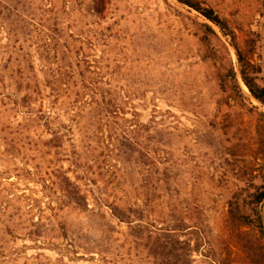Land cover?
<instances>
[{
	"label": "rangeland",
	"instance_id": "1",
	"mask_svg": "<svg viewBox=\"0 0 264 264\" xmlns=\"http://www.w3.org/2000/svg\"><path fill=\"white\" fill-rule=\"evenodd\" d=\"M199 1L229 20L243 48L246 41L254 45L252 59L258 82L264 84V0ZM204 20L178 0H110L107 18L96 33L99 45L87 54L110 65L112 93L127 102L125 120L117 121L125 126L127 138L104 128L103 146L93 143L88 148L78 130L74 139L91 173L88 189L96 190L89 195L92 206L103 192L110 204L146 207L153 201L152 208L146 207L148 216L153 210L152 220L160 212L181 219L190 211L198 218V230L177 235L190 241L192 264H264V236L254 226L232 223L228 204L234 193L249 202L254 187L264 183V105L244 84L233 47L238 78L251 104L234 102L220 92L216 66L202 60L195 35V23ZM2 39L6 43L4 31ZM5 51L0 45V264L160 263L140 241L126 236L127 224L113 220L116 232L101 241L90 232L84 214L60 210L56 176L61 167L70 168L69 162L47 147L52 137L46 118L36 120L41 105L48 113L50 98L32 101L33 115L24 107L27 88L12 79L17 68ZM32 54L38 79L44 82L38 54ZM60 115L55 126L70 125ZM162 129L170 132L166 149L172 154L174 183L168 203L159 206L154 160L163 148L158 142ZM146 147L152 161L141 154ZM167 205H174V213ZM259 210L264 223V203ZM52 236L58 239L51 241Z\"/></svg>",
	"mask_w": 264,
	"mask_h": 264
},
{
	"label": "trees",
	"instance_id": "2",
	"mask_svg": "<svg viewBox=\"0 0 264 264\" xmlns=\"http://www.w3.org/2000/svg\"><path fill=\"white\" fill-rule=\"evenodd\" d=\"M178 1L205 19L195 23V35L199 37L203 48L202 60L216 66L220 92L234 102L251 104L238 78L230 50L233 47L244 84L250 94L264 105V84L258 82L259 69L252 59L255 54L254 45L246 41L243 48L229 20L221 17L213 7L199 0ZM109 5L110 0H0V45L17 68L15 78L12 79L27 88L24 98L28 104L24 107L31 109L33 115L32 101L45 103V98H50L48 113L41 105L36 120L46 118L45 125L49 127L52 137L47 147L56 150L58 155L63 154L69 162L70 168L65 170L61 167L56 176L59 180L60 210L73 209L84 214L90 232L97 233L101 241H108L113 236L116 232L113 220H117L127 224L126 236L134 242L140 241L147 255L158 260V264H192L193 249L190 241L182 240L177 235L184 230H198V218L190 211L181 219L174 218L173 214L169 218L160 212L156 214L157 219L152 220L149 216H152L153 210L149 211L148 216L146 207L152 208L153 201L146 207L138 204H110L103 197V192L94 197L95 206L90 204L89 195L96 190L88 189L93 183L91 173L85 154L74 139V132L78 130L84 136L83 142L89 145L88 148L93 143L98 147L105 144L101 135L104 128L124 140L127 138L125 126L117 122L125 120L124 106L127 102L114 97L112 93L111 83L107 80L110 65L108 62L100 64L101 61L90 60L91 56L87 54L88 50L94 52L99 45L96 33L98 27H102V21L107 18ZM2 31L6 34V43H3ZM32 50L38 54L37 61L40 62L44 82L38 79ZM1 79L4 81L5 78ZM44 90L49 91V96H44ZM62 113L70 125L57 128L56 121ZM89 132L92 135L86 141ZM158 133L161 136L158 142L163 148L155 157L154 165L159 175L156 189L162 201L159 203L161 206L169 199L174 183L171 176L174 166L171 151L166 149L170 144V132L162 129ZM145 149L142 156L152 161L151 149ZM71 173L74 177H71ZM254 189L246 203L242 202L239 194L232 195L228 202L229 215L232 223L239 227L254 226L264 236V223L259 210L264 203V183ZM172 207L174 205H167L168 211L174 213ZM158 221L161 223L158 224ZM63 229L66 233L69 230L68 227ZM51 231L55 233L56 227ZM90 232L84 230L83 234L88 235ZM56 239L58 236H52L50 240Z\"/></svg>",
	"mask_w": 264,
	"mask_h": 264
}]
</instances>
